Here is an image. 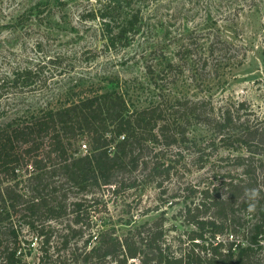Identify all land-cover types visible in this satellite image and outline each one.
I'll return each mask as SVG.
<instances>
[{
  "label": "trees",
  "instance_id": "trees-1",
  "mask_svg": "<svg viewBox=\"0 0 264 264\" xmlns=\"http://www.w3.org/2000/svg\"><path fill=\"white\" fill-rule=\"evenodd\" d=\"M132 4L108 0L86 14L100 21L105 50L118 51L135 40L142 16ZM41 5L30 7L20 23L35 10L44 21L50 13ZM215 50L213 42L207 44L202 57L189 43H181L174 51L178 61L166 66L182 65L179 71L189 68L196 77ZM148 71L154 76L150 64ZM38 73L29 62L4 73L0 100L14 87L35 86ZM112 82L111 87L79 82L54 104L0 113V264H26L15 216L33 232L32 240H39L37 264H59L61 256V264H264V117L251 116L254 112L245 101L216 105L211 96L137 104ZM193 124L210 132L204 143L188 137ZM188 142L197 148L191 163L198 168L215 167L213 155L221 150L238 153L233 158L237 177L229 170L214 175L211 185L191 190L192 199L184 201L179 213L189 229L168 238L162 212L123 235L114 226L94 223L86 208L95 199L94 187L117 190L141 182L160 188L163 176L169 177L180 163L164 151ZM236 207L252 217L240 216ZM62 217L67 222L59 230L53 221ZM95 225L99 227L94 230ZM56 242L61 243V255L54 250Z\"/></svg>",
  "mask_w": 264,
  "mask_h": 264
},
{
  "label": "rangeland",
  "instance_id": "rangeland-1",
  "mask_svg": "<svg viewBox=\"0 0 264 264\" xmlns=\"http://www.w3.org/2000/svg\"><path fill=\"white\" fill-rule=\"evenodd\" d=\"M38 2L50 15L43 21L35 10L27 22L20 23L19 17ZM107 2L0 0V80L4 73L25 67L28 62L39 70L35 86L14 87L13 92L4 94L0 113L54 104L70 85L79 82L111 87L115 81L116 87L123 88L127 98L137 104L163 97L211 96L216 105L245 101L254 112L251 116L264 117V0H133L135 9H141L142 21L135 40L118 51L102 48L100 21L86 18L91 8ZM211 42L216 50L202 74L194 77L189 68L179 71L182 65L166 66L169 61H178L174 57L177 45L189 43L205 57L202 53ZM149 64L155 70L154 76L148 71ZM209 135L200 124L188 129V137L197 143H204ZM194 145L180 143L164 151L180 163L169 177L163 176L160 188L141 182L135 188L117 190L94 187L95 199L86 207L94 223H101L102 228L114 226L117 234L123 235L162 212L167 217L168 238L184 233L190 226L182 222L179 213L184 201L192 199L188 197L191 190L211 185L216 181L214 175H227L229 170L233 177L238 176L233 160L237 152L221 150L213 155L215 167L198 168L191 163L197 154ZM212 151L207 149L206 153ZM220 155H229L230 159L221 161ZM236 208L240 216L252 217L243 207ZM13 221L24 237L26 264H37L39 240H32L33 232L20 216ZM66 222L67 218L62 217L53 224L61 230ZM99 226L95 225L94 230ZM30 241L33 243L29 245ZM54 250L61 255L60 242L55 243ZM64 261L61 256L59 264Z\"/></svg>",
  "mask_w": 264,
  "mask_h": 264
},
{
  "label": "clouds",
  "instance_id": "clouds-1",
  "mask_svg": "<svg viewBox=\"0 0 264 264\" xmlns=\"http://www.w3.org/2000/svg\"><path fill=\"white\" fill-rule=\"evenodd\" d=\"M249 210L251 211L252 209L250 208Z\"/></svg>",
  "mask_w": 264,
  "mask_h": 264
}]
</instances>
